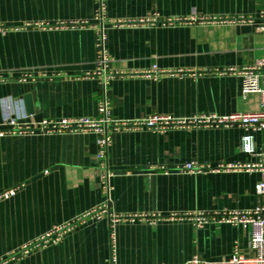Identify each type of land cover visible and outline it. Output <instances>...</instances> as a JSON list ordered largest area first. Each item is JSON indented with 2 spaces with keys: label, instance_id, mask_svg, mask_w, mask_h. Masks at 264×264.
I'll use <instances>...</instances> for the list:
<instances>
[{
  "label": "crops",
  "instance_id": "0c3cea01",
  "mask_svg": "<svg viewBox=\"0 0 264 264\" xmlns=\"http://www.w3.org/2000/svg\"><path fill=\"white\" fill-rule=\"evenodd\" d=\"M106 6L111 21L154 18L107 26L114 118L259 108L258 94L241 95L240 71L264 58V31L258 29L264 0H106ZM95 9V0H0V123L3 97L23 102L36 121L98 114L100 81L87 76L98 57ZM154 66L166 73L148 75ZM245 133L238 125L119 128L109 146V195L98 186V133L0 136V194L15 189L0 196V259L105 202L109 213L100 219L5 264H106L109 214L156 217L116 222V264H183L196 254L222 260L235 246L251 255L250 229L197 227L180 216L264 205V195L255 191L258 170L183 169L187 162H255L264 152V130L253 133L252 153L242 149Z\"/></svg>",
  "mask_w": 264,
  "mask_h": 264
},
{
  "label": "built area",
  "instance_id": "2783aa9c",
  "mask_svg": "<svg viewBox=\"0 0 264 264\" xmlns=\"http://www.w3.org/2000/svg\"><path fill=\"white\" fill-rule=\"evenodd\" d=\"M95 29L97 34L98 57L96 69L87 76H97L100 81L99 89V112L96 116H80L73 118H63L61 120H41L31 119V114L24 108L23 102L12 97L1 98L2 121L0 123V136L29 134V133H60V132H85L94 131L99 134V150L95 155L96 159L102 161L98 166V186L105 190L108 195L112 189L111 178L113 171L108 164L109 146L112 133L119 129H140L147 128L158 132H163L169 128H192V127H230L238 125L246 133L242 136V149L246 152H254V132L264 130V58L257 60L252 66L240 71L241 95H259V108L254 111H235L227 114L202 113L190 118H179L169 114H152L141 119L119 120L111 115V102L108 93V84L116 74L109 70L110 56L106 47L107 26L149 23L154 18L127 19L119 18L111 21L107 16L106 0H95ZM264 18V13L261 14ZM61 25H64L61 23ZM258 29L264 31V23ZM166 73V70H159L154 66L150 74ZM183 169L189 172H201L205 169L212 171L221 170H258L260 179L255 184V191L259 195H264V152L258 154V159L250 163H229L220 164L216 167H208L204 164L187 162ZM15 193V189H9L1 193V197H9ZM108 212L109 205L105 202L96 208L83 212L71 220L62 224L54 225L49 231L39 238L23 246L21 250L10 256L0 259V264H5L10 259L26 254L31 248L44 247L49 244L60 242L66 234L72 231L79 224L87 222L88 219L98 220ZM111 219L110 230V255L106 264H116V237L114 226L121 219L128 221L148 219L154 221L156 217L147 214H109ZM177 216V215H174ZM170 216V217H174ZM190 219L197 227L205 226L209 223H229L250 229L251 232V255H244L235 246L232 255L222 260H207L196 254L183 264H264V205H259L251 209L221 208L213 211L187 212L180 215Z\"/></svg>",
  "mask_w": 264,
  "mask_h": 264
}]
</instances>
